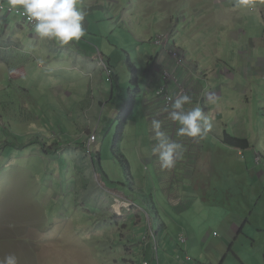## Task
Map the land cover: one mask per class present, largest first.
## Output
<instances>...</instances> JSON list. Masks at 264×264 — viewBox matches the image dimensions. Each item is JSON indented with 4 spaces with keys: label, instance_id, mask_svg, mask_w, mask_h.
<instances>
[{
    "label": "rangeland",
    "instance_id": "rangeland-1",
    "mask_svg": "<svg viewBox=\"0 0 264 264\" xmlns=\"http://www.w3.org/2000/svg\"><path fill=\"white\" fill-rule=\"evenodd\" d=\"M235 3L81 0L80 41L41 39L0 58V259L264 264V44L247 37L264 38V6ZM159 34L169 35L163 45ZM248 47L257 59L240 72ZM176 48L182 63L170 57ZM161 70L177 81L163 82ZM165 84L170 106L157 94ZM184 94L192 98L186 110L201 107L212 124L203 139L177 135L169 113ZM146 96L156 105L149 111ZM153 119L183 146L172 169L152 151ZM90 127L98 141L88 149ZM226 134L252 147L239 150ZM118 137L122 154L112 151ZM97 152L102 179L91 162ZM161 224L158 242L148 243Z\"/></svg>",
    "mask_w": 264,
    "mask_h": 264
},
{
    "label": "clouds",
    "instance_id": "clouds-1",
    "mask_svg": "<svg viewBox=\"0 0 264 264\" xmlns=\"http://www.w3.org/2000/svg\"><path fill=\"white\" fill-rule=\"evenodd\" d=\"M257 3L264 6V0H236L235 6L237 8H250L255 7ZM0 5L5 8L4 11L0 10V13L5 15L4 17H17L19 20V26L34 27V32L37 36L41 39L46 38L47 40L54 41L59 46L70 45V42H78L86 35V29L83 22L87 12L82 8L81 0H7V5L1 3ZM6 8L21 10L22 15L26 17L28 21L34 22V25L30 26L24 24L18 16L7 13ZM164 36L166 38L169 35L165 34ZM174 51H178L179 57H182L179 49L176 48ZM103 62L104 63L99 64L106 65L104 58ZM166 73H169V76H166ZM162 76L163 82H167L171 79H175L177 81L175 75L170 74L168 70L163 71ZM163 88L164 91L160 94ZM157 94L164 95V98L167 99V101V97L171 98L168 95V87L166 84L161 85ZM211 98L210 94L209 99ZM171 102L172 99L171 101H168V106L171 105ZM189 104H192V98L187 94L176 98L172 103V111L169 113L170 118L179 125L177 135L203 139L211 130L212 124L209 118L204 115L201 107L194 106L190 110H186L185 105ZM106 119L109 120L110 117L108 116ZM151 128L155 134V139L158 141L156 147L152 150L153 153L159 154L162 169H172L177 160L182 158L184 151L183 146L180 143L172 141L164 131H161L162 121L153 119L151 121ZM91 129L94 132H92L86 142H83V145L87 146L88 149H91L92 145L96 144L98 141L96 130L93 128ZM122 131L120 132L119 137L122 136ZM119 137L117 138V141L120 140ZM84 149L86 150V148ZM178 149L179 151H177ZM90 155L95 172L100 175L101 179L102 177H107L102 168V170L100 169V172H98L95 168L96 164L94 161L96 160L97 162V155H100V153L97 152L95 157H92L94 154L90 153ZM147 237L149 238L147 240L148 243L151 239L158 242L159 234L152 229L150 236H145V238ZM181 240L185 242L187 241V238L182 236ZM146 246L147 244L143 242L142 247L144 248V253ZM185 258L189 262L193 260V257L189 254H186ZM143 260V264L146 262H148V264H152L146 257H143ZM0 264H18V258L14 254H9L0 259Z\"/></svg>",
    "mask_w": 264,
    "mask_h": 264
},
{
    "label": "crops",
    "instance_id": "crops-1",
    "mask_svg": "<svg viewBox=\"0 0 264 264\" xmlns=\"http://www.w3.org/2000/svg\"><path fill=\"white\" fill-rule=\"evenodd\" d=\"M2 2H4V0H2ZM4 4H7V2H4ZM4 16H5L4 14L0 13V51H2V52H0V58L1 59H3V55H6V54L14 55L15 51H18L20 53V51H23L27 46H30V45H26L27 43H31L32 45L40 44L39 40H41V38L35 34L34 27H28V26L21 27V26H19V20L17 19V17H14V19H12V23H11V21L9 20L10 17L6 18ZM21 35H23V38L25 39L26 42L23 41L22 39H20ZM247 37H249L248 38L249 40L252 39L255 42L256 47H257L258 43L264 44V42L262 41V40H264V38H262V37H259V39H257V37H254L251 34H248ZM35 40H36V42H35ZM37 40H38V42H37ZM45 46L48 49L50 48L47 45H45ZM254 47L255 46H253V48ZM42 50H43V47H42ZM99 54L102 55L101 53H99ZM243 56H245L247 59H246V61L245 60L241 61V63H240L241 67L238 68V70L240 72H243L242 66L245 63L248 64V67L250 68V67H252V65L255 63V60L257 59L255 57V51H251L249 49V47L247 48L246 52H243ZM170 57H171V55H170ZM171 59H172V57H171ZM82 62H84L85 64L87 63V61H85V60ZM157 62H158V58H157V60L154 61L152 69L149 71L150 76H153V73H159L158 71H156V69L158 67ZM263 62L264 61H260V64ZM169 63H171V62L169 61ZM100 66H102V65H100ZM170 67H171V64H170ZM226 67L230 69V67L228 65H226ZM74 69L78 70L76 67ZM232 71H234V68ZM263 71H264V69L262 67H260V69L257 72V75L260 77L262 75ZM162 72H163V70H161L160 74H162ZM146 101H147V103L144 105H145V108L148 109V111L150 110V108L153 109L156 106V105H154V102L152 100L147 98V96H146ZM179 202L181 203V201H179ZM119 206L122 207V205H120V204L115 206L117 210H119V209L121 210V207H119ZM149 245H151V244H149ZM175 257H176V255H175ZM180 258H184V257L181 256ZM184 259L186 260V258H184ZM192 261H190V262H192Z\"/></svg>",
    "mask_w": 264,
    "mask_h": 264
},
{
    "label": "trees",
    "instance_id": "trees-1",
    "mask_svg": "<svg viewBox=\"0 0 264 264\" xmlns=\"http://www.w3.org/2000/svg\"><path fill=\"white\" fill-rule=\"evenodd\" d=\"M0 3L1 4H4V2H2V0H0ZM4 5H7V4H4ZM18 11H21L19 9H16ZM12 14V13H11ZM15 15V14H13ZM15 16H18L20 17L19 15H15ZM100 55V54H99ZM103 57V55H100ZM225 138L227 139V142L230 144V145H233V146H236L239 150H247V149H250L252 147V143L250 142V140L248 138H243V137H233V136H230L228 134H226ZM119 143H120V140L117 141V139L115 140V142L113 143V146H112V151L114 154H122L120 151H119ZM123 159V161L127 164V167L129 168V164H128V161L126 158H124V156H119ZM101 156L100 155H97V162L96 160L94 161L96 166V170H100L102 167H101ZM102 170V169H101ZM79 174L81 175V171H79ZM83 177V175L81 176ZM86 181L88 179H85ZM164 224V223H163ZM161 224V227H162V230L160 229V231H158V234L160 235L161 232L165 231V228L166 226ZM180 257H178L179 259Z\"/></svg>",
    "mask_w": 264,
    "mask_h": 264
},
{
    "label": "built area",
    "instance_id": "built-area-1",
    "mask_svg": "<svg viewBox=\"0 0 264 264\" xmlns=\"http://www.w3.org/2000/svg\"><path fill=\"white\" fill-rule=\"evenodd\" d=\"M0 10L1 11H4L5 10L4 6L0 5ZM6 11H7V13H12V14H15V15L16 14L19 15L20 16L19 18L22 20V22L24 24H27V25H30V26H33L34 25V22L28 21L27 18L22 15V12L21 11H18L16 9H10V8H6ZM164 41H165V36L164 35H158L157 38H156V40H155V44L156 45H163L164 44ZM172 57L174 59H179V53H178V51H173L172 52ZM179 63H182V61H179ZM166 76H169V73H166ZM163 91H164V88L162 89V91L160 92V94L163 93ZM167 98H168V101H171V98H169V97H167ZM145 264H148V262H146Z\"/></svg>",
    "mask_w": 264,
    "mask_h": 264
},
{
    "label": "bare ground",
    "instance_id": "bare-ground-1",
    "mask_svg": "<svg viewBox=\"0 0 264 264\" xmlns=\"http://www.w3.org/2000/svg\"><path fill=\"white\" fill-rule=\"evenodd\" d=\"M159 35H160V34H159ZM166 35H168V34H166ZM156 38H157V37H156ZM156 38H155L154 40H156ZM173 51H174V50H173ZM173 51L170 52L171 57H172V52H173ZM172 59H174V58L172 57ZM177 61H178V63H179V61H182V62H183L184 59L181 58V57H179V59H177Z\"/></svg>",
    "mask_w": 264,
    "mask_h": 264
}]
</instances>
